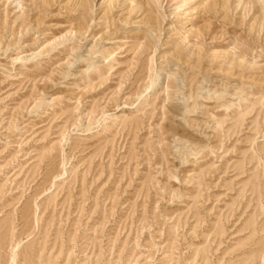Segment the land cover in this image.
Wrapping results in <instances>:
<instances>
[{"label":"rangeland","instance_id":"rangeland-1","mask_svg":"<svg viewBox=\"0 0 264 264\" xmlns=\"http://www.w3.org/2000/svg\"><path fill=\"white\" fill-rule=\"evenodd\" d=\"M0 264H264V0H0Z\"/></svg>","mask_w":264,"mask_h":264},{"label":"bare ground","instance_id":"bare-ground-1","mask_svg":"<svg viewBox=\"0 0 264 264\" xmlns=\"http://www.w3.org/2000/svg\"><path fill=\"white\" fill-rule=\"evenodd\" d=\"M158 80H160V77H159V79Z\"/></svg>","mask_w":264,"mask_h":264}]
</instances>
